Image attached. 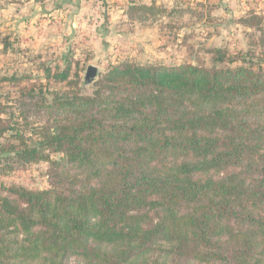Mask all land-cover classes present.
I'll return each instance as SVG.
<instances>
[{"label":"trees","instance_id":"16d2710c","mask_svg":"<svg viewBox=\"0 0 264 264\" xmlns=\"http://www.w3.org/2000/svg\"><path fill=\"white\" fill-rule=\"evenodd\" d=\"M129 9L139 22L208 17ZM255 20L249 50L204 49L211 67L120 62L93 82L69 48L63 65L20 77L39 82L31 108L62 116L27 138L0 119V175L48 164L45 190L0 185V264H264V32L257 13L244 21ZM42 80L58 87L51 104Z\"/></svg>","mask_w":264,"mask_h":264},{"label":"rangeland","instance_id":"374dc122","mask_svg":"<svg viewBox=\"0 0 264 264\" xmlns=\"http://www.w3.org/2000/svg\"><path fill=\"white\" fill-rule=\"evenodd\" d=\"M132 3L168 11L191 7L208 17L196 20L185 15L179 19L174 14L168 19L156 15L143 18L144 23L139 22L137 13H130ZM253 13L262 18L263 33L264 0H0V48L6 41L14 50L0 53V119L5 121L4 127L17 129L19 125L27 138L34 127L52 124L56 116H62L54 109L50 113L36 112L27 93L37 94L39 82L32 79L18 85V81L25 75L42 74L44 68L57 62L63 65L62 57L69 48L82 66V78L89 68L97 72L93 82L120 62L176 65L199 56L211 67L212 58L204 49L227 45L232 52L241 48L247 51L250 43L244 33L253 41L262 37L250 24L257 23L259 27L258 21H244ZM41 83L45 86L43 98L51 104V94L58 87L53 82ZM80 90L90 95L94 87L82 85ZM5 143L0 137V144ZM47 170L48 164L43 162L26 166L10 175H0V185L45 190Z\"/></svg>","mask_w":264,"mask_h":264},{"label":"water","instance_id":"95a60500","mask_svg":"<svg viewBox=\"0 0 264 264\" xmlns=\"http://www.w3.org/2000/svg\"><path fill=\"white\" fill-rule=\"evenodd\" d=\"M94 72V70H92V68H89L88 70H87V75L90 73V72Z\"/></svg>","mask_w":264,"mask_h":264}]
</instances>
